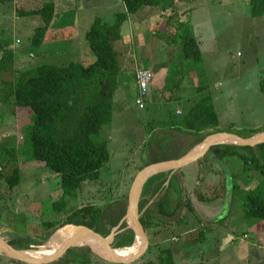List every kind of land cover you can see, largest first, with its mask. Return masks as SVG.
Returning a JSON list of instances; mask_svg holds the SVG:
<instances>
[{"label": "rangeland", "instance_id": "obj_1", "mask_svg": "<svg viewBox=\"0 0 264 264\" xmlns=\"http://www.w3.org/2000/svg\"><path fill=\"white\" fill-rule=\"evenodd\" d=\"M54 1H59V8L62 7V2H69L65 10L62 8L59 10L60 13H56L58 16L55 21H60L55 25L59 36L51 43L44 41L38 46L31 44V36L35 28L43 24L42 17L25 15L21 12L30 9L28 8L30 6L33 8L41 6L42 1L29 3L24 1L23 4L15 6L13 0L7 2L5 7L0 3V41L8 42L7 47L15 52L12 69L0 71V86H5L6 80H16L19 71L29 66L31 68L41 63L63 65L73 60L85 61L90 57L93 61L95 55L88 45L87 31L97 17L111 20L114 18V13L121 10L119 6H122L121 0ZM187 5L190 10H187ZM151 9L150 13L155 12L154 16L145 17L147 13L142 9L124 22L121 32L126 39L128 36L130 38L128 41L122 38L123 41L116 43L122 70L119 78L121 81L114 95L112 119L104 124L96 135L97 141H107L111 154L110 159L102 166L100 177L95 181H86L75 195L69 197L64 211H56L53 203L63 193L60 177L43 162L29 159L24 162L25 157H22L23 161L20 162L21 157L18 156L17 161L10 163L13 164L12 168L15 164L21 168V180L18 185L10 187L6 181L5 176L12 173L9 164H5L7 165L5 169L0 168V174H3L0 175V235L8 239L18 237L24 240L23 236L39 239L44 233L45 221L65 219L66 213L81 207L84 203L101 204L117 197L118 193L128 189L131 179L133 182L140 166L168 155L177 156L183 147L190 146L188 140H173V134L166 130L171 121L178 119L174 113L177 101L165 100V95H161L160 90L154 87L149 95V100L152 102L141 109L135 103L137 85L133 80V72L139 65L151 67L155 72L161 64L169 68L174 67L177 62L180 65L187 64L186 60L178 59L183 46L180 39L177 38L180 44L176 45V36L170 33L180 20L189 21L203 51L202 64L201 61L197 62V67L201 68L203 64L210 63L211 67L208 66L211 68V73L208 75L210 82L207 86L219 115L220 126L222 128L232 126L236 133L246 135L248 128L264 124V15L253 14L250 0H190L184 3L182 8L180 7L181 17L175 16L173 19H169V15L174 13L176 8L166 10L162 16L156 7ZM76 20L79 24L77 30L74 28ZM156 31L157 34H153ZM237 51L242 54L238 59L236 55L240 54ZM3 52L4 48L0 49V54ZM60 56L69 59H53ZM214 70L216 73L226 70V75L220 73V77L217 78ZM156 75L155 73V78ZM191 75L187 73L184 77L186 84H183L181 91L184 95H189L192 85L190 79H193ZM2 90L0 99L3 97ZM9 104L0 102V143L5 140H9L10 143L12 141L21 143L24 140L22 127L31 121V109ZM0 154L7 156L9 152L2 150ZM235 158L226 156L221 160L210 151L200 157L196 164L192 163L186 168H181L180 171L185 174V182L195 184V191L189 184L186 185L190 198L193 196L191 200L199 201V193L213 194L214 190H218V193L223 195L225 192L223 198L202 201L201 206L206 209L214 207L223 210L222 213H228L229 218L223 221L221 214L217 216L218 221L213 224L210 221L213 222L217 214L213 212L202 214L197 211L198 216H195L185 208L182 213L183 218L189 220L188 223L183 220L182 224L166 225L168 228L166 230H162V227L157 234L152 232L149 244L159 242L162 247H171L175 264H219L217 258L211 256L225 243H229L231 238L236 237V232H240L245 226V212L242 207L246 198L245 192L255 190L264 196V174L255 170L251 176L248 175L250 168L259 169L258 162L251 166L246 165L244 160ZM238 164L245 165L244 169H238ZM227 167L231 169L228 170ZM165 173L153 174L151 179L146 181L144 192L150 194L149 187L153 189L155 182L160 181ZM248 176L251 178L249 179ZM197 180L198 184L195 183ZM222 181L226 182L225 187ZM213 182L217 184L216 187L215 184L212 185ZM228 183L231 185L228 186ZM176 184L179 186V180H176ZM234 185L236 189L233 188ZM115 226L114 224L105 229L103 232L105 238L107 234L114 232ZM198 226L203 227L204 230L198 229L193 233L181 231V228L197 229ZM170 234L180 235V241L174 243L169 240ZM231 234L232 237L226 242V236L229 237ZM126 235L125 232L124 236ZM133 238L134 234L119 241L102 243L109 244L112 249L125 246L124 252L129 254L130 259L126 256L120 257L127 259L125 261H111L100 252L94 251L91 254L93 264H120V262L155 264L160 261L155 250L151 254L142 251L132 257L140 247L139 242L135 244L137 235L134 241ZM81 245L85 244L78 242L72 247ZM40 246L37 242H32L28 248L38 250ZM56 251L58 250L53 251L52 255ZM31 255L48 256L43 252ZM249 257L248 262L234 260L225 261V264H264V250L252 249ZM0 264L30 263L15 261L0 252Z\"/></svg>", "mask_w": 264, "mask_h": 264}, {"label": "trees", "instance_id": "obj_2", "mask_svg": "<svg viewBox=\"0 0 264 264\" xmlns=\"http://www.w3.org/2000/svg\"><path fill=\"white\" fill-rule=\"evenodd\" d=\"M10 1L13 0H0V3L6 4ZM189 1L122 0L124 10L115 12L114 18L111 20L97 17L86 33L88 45L94 53L93 55H95L93 61L90 57L85 61L83 59V61L73 60L63 65L41 63L35 67L30 68L29 66L20 70L16 80L4 81L5 86H0V91L3 89V97L0 102L10 103V106L17 105L21 108H30L31 121L22 127L24 140L21 143L15 141L10 143L9 140L0 143V151L7 150L9 152L7 156L0 154V168L5 169L7 167L5 164H9L11 167L13 164L10 163L17 161L19 157H21L20 162L23 160L25 162L28 159L43 162L60 177L63 193L53 205L56 211H64L69 197L75 195L76 191L86 181L98 179L102 166L111 156L107 141H97L96 135L104 124L111 121L113 116L114 95L118 90L122 71L116 43L123 38L121 29L124 22L129 19L131 14L136 13L145 6L156 7L161 16L166 10L176 8V11L169 15V19H173L175 16L180 18L178 4ZM250 3L254 15H264V0H250ZM187 7V10L191 9L188 5ZM21 13L42 17L43 25L35 28V32L31 37V44L38 46L44 43L47 29L56 16L55 3L43 0L41 6ZM191 28L189 21L180 20L175 25V29L170 32L176 36V45L180 44L177 38L180 39L183 45L181 56L178 59L186 60L187 64L180 65L177 62L174 67H167L164 90L174 91L176 87L181 85L187 73L192 74V70L196 69L199 77L203 76L201 71L203 68L197 67V62L201 61L200 64H202V51L195 32ZM7 44L9 43L0 41V49L4 48V52L0 54V71H9L14 65L15 52L8 48ZM135 73L136 70L133 72L136 83ZM206 87L207 85H201L192 91L190 102H184L182 105V113L178 114L174 111L178 119L171 121V124L167 126L187 134L186 140H188L190 146H195L208 135L217 131L235 132L232 126L231 128L220 126L218 112L211 93ZM153 88L152 83L149 88V95L152 93ZM149 95L146 98V106L150 103ZM178 131L177 133L169 132L173 134V140H178L176 137ZM247 131L246 135L241 136L249 137L262 133L264 132V125L248 128ZM210 151L221 160L226 156H234L238 160H244L246 165L253 166L255 162H258L259 169L250 168L248 175L251 176L255 170L264 174V142L254 146L220 143L212 146L207 152ZM179 155L157 158L150 163L178 157ZM22 157L25 158L22 160ZM146 165L140 166L139 170ZM11 169L12 173L5 176V178L10 187H14L20 183L21 168L15 164ZM171 171L159 172L166 173L160 181L155 182L154 186L151 185L153 189L149 187L151 189L150 194H147V192L142 194L140 220L148 237L152 232L154 234L159 233L162 227V230L168 229L166 225L176 223L177 219L179 224H182L183 220L188 223L187 218L184 219L183 215L180 217L185 208L198 216L191 200L189 198L184 200V189L180 184V177L176 174L168 179ZM0 175L3 176V174ZM176 180H179V186L176 184ZM131 184L132 179L127 187L128 189L125 192L118 193V196L113 199L101 202V204L84 203L81 207L66 213L65 219L45 221L43 224L45 227L44 233L40 235L39 239H34L31 236H23L24 240L18 237L7 239L11 244L21 249H30L28 248L30 243L37 242L41 245L40 248L30 253L37 254L49 249V245L42 244L48 242L54 233L66 224H84L94 227L96 230L100 228L108 229L111 225L116 224L114 232H122L128 228L126 209ZM233 188L236 189V186L234 185ZM224 194L222 195L218 193V190H214L213 194L202 193L200 195L199 193L198 198L202 201L218 200L223 198ZM245 195L246 198L242 207L246 220L248 222H264V196L258 191L255 192V190L246 191ZM156 229L157 231H155ZM181 230L184 229L181 228ZM174 236L176 234L171 235V238H174ZM88 239L97 243H109L101 233L91 234ZM159 244V242H155L153 245L148 244L144 251H148L150 254L153 250L156 253L158 252V256H156L159 257L160 261L155 264H175L171 247H162ZM60 246L56 244L52 247L47 252L48 256L52 255L53 251L59 250ZM124 250L125 248L115 253L121 254ZM92 253L93 250L87 245L72 247L65 253L64 257L47 264H92ZM120 264L125 263L120 262Z\"/></svg>", "mask_w": 264, "mask_h": 264}, {"label": "water", "instance_id": "obj_3", "mask_svg": "<svg viewBox=\"0 0 264 264\" xmlns=\"http://www.w3.org/2000/svg\"><path fill=\"white\" fill-rule=\"evenodd\" d=\"M231 140L232 142H228ZM264 142V132L258 133L249 137H242L238 133L231 131H217L208 135L199 145L194 147L191 151L186 153L185 155L175 158V159H167V160H158L152 163L147 164L141 170L137 172L135 175L133 182L131 184L129 194H128V205L126 209V216L130 218V223L128 228L120 233L111 232L107 234V240L110 242L119 241L124 239L125 237H129L135 234V238L137 235V242L140 243V247L138 251L132 255L136 256L140 252L144 251L149 244V237L144 230V227L141 223L140 216V202L144 190V186L146 181L155 173H159L166 170H174L181 168L193 161L198 160L200 157L206 154V152L214 145L220 143H230V144H240V145H250L254 146ZM116 225V224H115ZM105 231L104 228H100L96 230V228L84 225V224H66L59 228L52 238L49 241H58L61 245L59 250L56 251L53 255L38 257L36 255H31L27 253V249H21L9 242L7 238L0 235V251L9 257L30 263V264H47L51 263L57 259H60L65 253L72 248L79 241L78 237H72L73 234L79 235L82 238H87L91 236V234L102 233ZM126 232V236L124 233ZM90 246L91 249L96 252H100L103 256L109 258L111 261H125L126 259H120L114 257V255H109L107 253H103L100 250L96 249L91 244H85ZM112 249V248H111ZM130 259V258H129Z\"/></svg>", "mask_w": 264, "mask_h": 264}, {"label": "crops", "instance_id": "obj_4", "mask_svg": "<svg viewBox=\"0 0 264 264\" xmlns=\"http://www.w3.org/2000/svg\"><path fill=\"white\" fill-rule=\"evenodd\" d=\"M24 1L25 2H27V3H29V2H40V1H42V3H40L41 5L43 4V0H40V1H38V0H14V4H15V6H18V4H23L24 3ZM122 1V0H121ZM53 2L55 3V8H56V13H60L59 12V10H62V8H63V10H65L66 9V4H69V2H62L63 4H62V7L61 8H59L58 6H59V1L57 2V1H54L53 0ZM1 4H3L2 5V7L4 6L5 7V3H1ZM179 5V7H181L182 8V6L184 5V3H179L178 4ZM79 7V6H78ZM119 7H121V10H124V4H123V2H122V6H119ZM28 8H33V7H28ZM151 8H154V7H152V6H145V7H143V8H141L140 9V11L143 9V10H145L146 11V13L147 14H145V17H148V16H154L153 14L155 13V12H153V13H150V10H152ZM188 8V7H187ZM148 9H149V11H148ZM184 9H185V7H184ZM183 9V10H184ZM27 10H29V9H27ZM77 10H78V8H77ZM80 10H82V9H80ZM182 10V11H183ZM180 11H181V9H180ZM62 14H63V12H62ZM135 14V13H134ZM133 14H131L130 15V17H129V19L128 20H130V18H131V16H132ZM39 15H37V17H38ZM57 16H58V14H57ZM57 16H55L54 17V23H51V25H49V27H48V29H47V33H46V38H45V42H47V43H51V42H53L58 36H59V33L57 32V30H56V28H55V25L59 22L60 23V21H55V18H57ZM33 17H36V16H33ZM76 19H78V18H76ZM148 19V18H147ZM42 21H43V19H42ZM34 23V22H33ZM40 25H43V24H40ZM39 26V25H38ZM77 26H79V24H78V22H77V20H76V23L74 24V28H76V30H77ZM153 34H156V32L154 33L153 32ZM33 36V35H32ZM31 36V37H32ZM122 36H123V40H125L126 38L124 37V35L122 34ZM129 38H130V36H128V39H126V41H128L129 40ZM123 40H119V41H123ZM118 41V42H119ZM133 50V49H132ZM131 50V51H132ZM132 52H134V51H132ZM217 52V51H216ZM239 51H237V53H238ZM34 55V54H33ZM202 55H203V51H202ZM35 56V55H34ZM239 56H242V54H240V55H236V58L238 59V57ZM53 59H58V60H65V59H69L68 57H66V58H64L63 56H60L59 58L58 57H56V58H53ZM82 59V58H81ZM225 64V63H224ZM206 66V67H205ZM211 67L210 66V63H208V64H203V66H202V68H203V76H201V77H199V75H198V72H197V70L195 69V70H192V75L191 76H193V79H190V83L192 84L191 85V88H190V91H189V95H184V94H182V89H183V87H184V85L183 84H186V79L184 78L183 79V81H182V83H181V85L179 86V87H176V89L174 90V91H172V90H170V91H166V90H164L165 88H164V85H165V81H166V75H167V66L164 64V65H162L161 64V66L159 67V69H158V71H155V73L157 74L156 76V78H154V82H153V86L154 87H157V89L158 90H160V92H161V95H165V100H175V101H177V105H176V108H175V112L177 113V110L178 109H181L182 111H183V108H182V105H183V103L184 102H190V95L192 94V91H194L197 87H199V86H203V85H208L209 84V82H210V80H208V75L211 73V68H209V67ZM151 68V67H150ZM152 69V68H151ZM156 69V68H155ZM214 69H215V66H214ZM153 70V69H152ZM225 71L226 70H223L222 72H218V73H216V70H214V72L217 74V78H219L220 76V73H222V74H224V75H226L225 74ZM134 77V76H133ZM185 77V76H184ZM133 80H134V78H133ZM135 81V80H134ZM196 82V83H195ZM206 89L208 90L209 88H208V86L206 87ZM162 92H164V93H162ZM168 92V93H167ZM182 94V95H181ZM163 95V96H164ZM189 96V97H188ZM164 100V99H163ZM149 102H152V101H149ZM264 125V124H263ZM260 127V126H259ZM166 130H168L169 132H173V128H168V129H166ZM175 133H177V131H174ZM176 135V134H175ZM176 137L178 138V139H180V140H186V138L188 137V135L187 134H185V133H181V132H178V134L176 135ZM190 142V141H189ZM202 142V141H201ZM200 142V143H201ZM188 143V142H187ZM200 143H198V144H196L195 146L193 145V146H189V147H183L181 150H180V155L178 156V157H172V158H166V159H162V160H167V159H175V158H179V157H181V156H183V155H185L186 153H188L189 151H191L194 147H196L197 145H199ZM230 144V143H229ZM236 159V158H235ZM197 161L198 160H196V161H193V162H191V163H189V164H187V165H185V166H183V167H187L188 165H190V164H196L197 163ZM240 163V162H239ZM183 167H181V168H183ZM181 168H178V169H174V170H172L170 173H169V176H168V179L171 177V176H174V175H178L179 177H180V180H181V186H182V188L184 189L183 190V193H184V195L183 196H186L187 198L186 199H190L191 200V198H193V196H191V198H190V196H189V193L190 192H187L188 191V189H187V187H186V185L187 184H189V186L190 187H192L193 188V190L195 191L196 190V188L194 187L195 186V184L193 185L192 183H187V182H185V179H184V177H185V174L183 173L182 174V171H180L181 170ZM237 168L238 169H240V170H243L244 169V167L241 165V164H238L237 165ZM227 169L229 170V169H231V167H227ZM253 174V173H252ZM251 174V175H252ZM209 180H210V178H209ZM209 180H207V182L209 181ZM223 182V186H225V184H226V182L225 181H222ZM167 183H168V181L165 183L166 185H167ZM196 184H198L199 183V181L197 180L196 182H195ZM215 183L213 182L212 183V185H214ZM216 185L217 184H215L214 186L216 187ZM231 184H229L228 183V186H230ZM203 186H205V185H203ZM206 187V186H205ZM192 191V190H191ZM143 192H144V190H143ZM186 192H187V194H186ZM151 193V192H150ZM184 200H185V198H184ZM191 202H192V205H193V207H194V209H196V208H198V210H196V214H197V211L199 212V213H202V214H207V213H209V212H213L216 216H215V220L212 222V221H210L211 223H215V222H217L218 221V217L221 215V214H223L222 215V217H221V219L224 221L225 220V218H229V214L228 213H222V211L223 210H219V209H216V208H211V209H206V208H202V206H201V203H203L202 202V200H200L199 199V201H197V202H195V201H193V200H191ZM183 212V211H182ZM193 214V213H192ZM182 215H183V213L181 214V216L180 217H182ZM198 215V214H197ZM196 216V215H195ZM218 216V217H217ZM245 217V216H244ZM226 219V220H227ZM246 222H248L247 220H246V218H245V226H244V228H242L241 229V231L240 232H242V234H240V232H236V237H233V238H231L230 239V242L228 243L227 241H228V239L230 238V237H232V235L233 234H231L229 237L228 236H226V238H225V240H226V242L227 243H225L224 245H223V247L222 248H220L219 250H217L216 252H214V255L213 256H211V257H215V258H217V261H219V264H225V261H234V260H236V261H243V262H248V261H250L249 259H250V257H249V255H250V250H252V249H260V250H264V222L263 221H258V222H254V223H246ZM201 224H202V222H200ZM176 224H179V222H178V219L176 220ZM203 225V224H202ZM204 230L203 229V227H200V226H198L197 227V229L195 228V229H184V230H181L182 232H190V233H193L195 230ZM150 236H151V239H152V233L150 234ZM150 238V237H149ZM180 238H181V236L180 235H176V236H174V238L172 237L170 240L171 241H173L174 243H176V242H179L180 241ZM82 246V245H81ZM262 252V251H261ZM212 255V254H211ZM210 256V255H209ZM92 264H93V261H92Z\"/></svg>", "mask_w": 264, "mask_h": 264}, {"label": "built area", "instance_id": "obj_5", "mask_svg": "<svg viewBox=\"0 0 264 264\" xmlns=\"http://www.w3.org/2000/svg\"><path fill=\"white\" fill-rule=\"evenodd\" d=\"M135 74L137 85V96L135 99V103L139 108L144 109L146 108V98L149 95V88L150 85L153 83L155 74L151 68L143 66L137 67ZM177 113H182V110L178 109Z\"/></svg>", "mask_w": 264, "mask_h": 264}, {"label": "bare ground", "instance_id": "obj_6", "mask_svg": "<svg viewBox=\"0 0 264 264\" xmlns=\"http://www.w3.org/2000/svg\"><path fill=\"white\" fill-rule=\"evenodd\" d=\"M228 142H232V141H231V140H228ZM126 219H127V223H128V226H129L130 218H128V217L126 216ZM76 236L78 237V239H79V241H80L81 244H91V245L94 246L96 249L100 250V251L103 252V253H107V254H109V255H111V254H116V253H113V252L119 251L120 249H122V248L125 247V246H122V247H119V248H117V249H111V248L109 247V244L106 245V244H102V243H97V242H94V241L88 239V237L84 239V238H82L81 236L76 235V234H73L72 237H76ZM46 243H47V242H46ZM46 243H45V244H46ZM45 244H44V245H45ZM56 244H58V241H50V242H48L46 245H49V247H48L49 249L43 251V254L46 255L47 252H48L52 247H54ZM25 250H26V249H25ZM33 251H34L33 249H27V253H28V254L32 253ZM0 252H2V251H0ZM2 253H3V252H2ZM3 254H4V253H3ZM126 256H129V254H128L126 251H125L124 253H121V254H118V255H114V257H118V258H120V257L125 258Z\"/></svg>", "mask_w": 264, "mask_h": 264}, {"label": "clouds", "instance_id": "obj_7", "mask_svg": "<svg viewBox=\"0 0 264 264\" xmlns=\"http://www.w3.org/2000/svg\"><path fill=\"white\" fill-rule=\"evenodd\" d=\"M147 68H150V67H147ZM154 74H155V72H154ZM154 78H155V76H154Z\"/></svg>", "mask_w": 264, "mask_h": 264}]
</instances>
